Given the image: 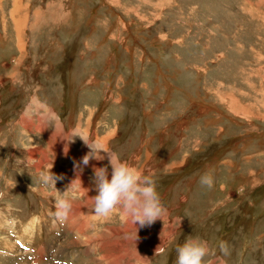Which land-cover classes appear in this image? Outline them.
Wrapping results in <instances>:
<instances>
[{"label": "rangeland", "instance_id": "1", "mask_svg": "<svg viewBox=\"0 0 264 264\" xmlns=\"http://www.w3.org/2000/svg\"><path fill=\"white\" fill-rule=\"evenodd\" d=\"M81 151L124 186L76 237ZM116 258L264 264V0H0V264Z\"/></svg>", "mask_w": 264, "mask_h": 264}, {"label": "bare ground", "instance_id": "2", "mask_svg": "<svg viewBox=\"0 0 264 264\" xmlns=\"http://www.w3.org/2000/svg\"><path fill=\"white\" fill-rule=\"evenodd\" d=\"M60 126V125H58ZM59 128V127H58ZM41 129V127H40ZM43 129V128H42ZM43 131V130H41ZM62 130H60L61 132ZM59 132V131H58ZM57 132V134H58ZM43 134V133H42ZM53 135V134H51ZM61 136V135H60ZM53 137V136H52ZM51 137V138H52ZM64 137V136H63ZM54 138V137H53ZM60 137H58L59 139ZM57 139V138H56ZM69 139V138H68ZM68 139L66 141H68ZM83 139V138H82ZM53 142V140H52ZM69 143V142H68ZM87 143V142H86ZM57 144V143H56ZM63 144V143H62ZM62 144H59V146L57 148H54V147H49V151L52 152V158L53 159H57L59 158V155H62L64 156V154H66L68 157L70 156L69 154L70 153V149H71V145L69 146L67 143H64L63 145ZM72 144V143H71ZM89 144V143H88ZM53 145V144H52ZM74 145V144H73ZM102 148L101 151L102 153H105V144L103 142H101L99 144ZM55 146V145H54ZM108 147V146H107ZM106 147V148H107ZM72 150V149H71ZM107 151V150H106ZM36 153V152H35ZM35 153L34 152H29V155L31 157H35ZM75 153V152H74ZM100 153V152H99ZM37 154V153H36ZM76 154V153H75ZM102 155V154H101ZM113 155V154H112ZM62 156L60 157V159L62 158ZM73 156H76V155H73ZM109 158L111 157L109 154L107 155ZM74 158V157H73ZM72 158V159H73ZM103 158H104V154H103ZM102 158H100L101 160ZM99 160V161H100ZM104 160V159H102ZM82 162V164L84 165L83 167H81L80 165L76 166L73 170V176L72 177H68L67 180H65V183H66V190L68 191L69 188V185H74L75 187V191L74 193L76 195H78V197H81L82 201L80 202H77V203H74L72 200L68 199L66 201H64L63 203L64 204H61L59 206V208H57L56 210V216H57V220L59 219H64L65 222H61L62 223H65L66 225L68 224V230H72L71 232V235L72 236H78L79 234L82 235L84 233H87L86 231H88V229L90 228L91 226V222L87 221V219L90 220V218H94L96 215V212L97 211H104V207L101 206L100 210H96L93 208V206H96L98 203V198L101 196V193L100 191L101 190H104L106 192V197L108 198V200H110V202H114V204H116V206L118 205V199H119V196L120 194H115L117 193L119 190L123 189V186H120L118 185L116 182H115V175L113 174H110L106 171L105 168H102L100 167V165L96 162H93V163H89V160L87 159V155H83V152L81 151V153H78V159H77V164H79V162ZM96 161H98L96 159ZM98 161V162H99ZM51 163L50 160H47L45 161V165L46 164H49ZM96 163V164H95ZM101 163V161H100ZM91 166L92 169H93V173H95L96 175V183L99 187V185H101L99 188L100 190H97L96 188L98 187H93L92 184H90V182L88 180H86V175H85V169L87 167ZM133 166V165H132ZM132 166H130L132 168ZM129 167V169H130ZM38 168V167H37ZM90 168V167H89ZM136 171V170H135ZM67 172V171H66ZM130 172V171H129ZM139 172V171H138ZM129 175V174H128ZM64 183V182H63ZM95 184V183H94ZM65 186V185H64ZM127 187V185H126ZM128 189V188H127ZM104 192V193H105ZM129 192V191H128ZM103 193V192H102ZM146 193H148L146 191ZM123 196V195H121ZM128 195L124 196V198L121 200L120 203H122V206L121 208L119 207L118 209H122L124 210L125 212L129 210L130 207L133 206V203L131 201H128ZM135 197V196H134ZM133 197V198H134ZM138 197V196H137ZM140 197V196H139ZM131 198V197H130ZM145 199H140L139 201L141 202V205H145L146 203V200H147V194L146 196L144 197ZM132 200V199H131ZM136 200V199H135ZM134 200V201H135ZM127 202V203H123V202ZM119 203V204H120ZM139 203V202H138ZM114 204L110 207H113ZM140 204V203H139ZM71 207V209L69 208ZM114 210V208H112ZM88 210V211H87ZM116 210V209H115ZM89 211L90 212V215H89ZM94 211V212H92ZM70 212V213H69ZM142 219L144 218H141V220H139L138 218H135L134 217V214H132V217L129 218V221H128V225H127V228L125 230V232H129V230L132 228V226L134 227V224L139 222L141 223ZM78 221L77 224H75L74 222L75 221ZM72 221H73V224H72ZM84 221V222H83ZM82 223L79 225V223ZM129 223H132V224H129ZM63 225V224H62ZM56 227V226H55ZM66 227V226H65ZM92 227V226H91ZM57 228V227H56ZM109 230V234L108 236L110 237L111 233L112 232H115L113 229H108ZM121 232H123L124 230H120ZM100 233V232H99ZM107 233V232H106ZM105 236V235H104ZM80 237V236H78ZM82 237V236H81ZM86 237V236H85ZM97 237V235L95 236ZM106 237V236H105ZM89 238V237H88ZM75 240L77 239H69L68 240V243H74ZM111 243L112 242H106L105 244L102 245L103 248H107V247H112L111 246ZM113 244V243H112ZM102 249V248H101ZM105 250V249H104ZM52 255H53V252H51ZM67 252H64V253H61V254H65ZM43 263L46 262V258L43 256V254L40 256ZM120 258V257H119ZM119 258H116L115 260H113L116 264L118 263V260ZM141 259V258H140ZM74 260H78L77 258L74 259L73 257V261ZM54 262V261H53ZM102 262V261H101ZM52 263V262H51ZM55 263V262H54Z\"/></svg>", "mask_w": 264, "mask_h": 264}]
</instances>
